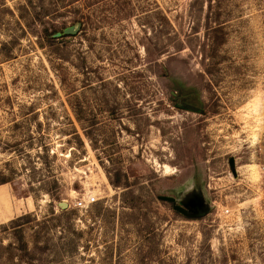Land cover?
Here are the masks:
<instances>
[{"label":"rangeland","instance_id":"374dc122","mask_svg":"<svg viewBox=\"0 0 264 264\" xmlns=\"http://www.w3.org/2000/svg\"><path fill=\"white\" fill-rule=\"evenodd\" d=\"M0 264H264V0H0Z\"/></svg>","mask_w":264,"mask_h":264},{"label":"trees","instance_id":"16d2710c","mask_svg":"<svg viewBox=\"0 0 264 264\" xmlns=\"http://www.w3.org/2000/svg\"><path fill=\"white\" fill-rule=\"evenodd\" d=\"M66 28H68V27H64V29H63V31L66 29ZM44 31H45V39L47 40V42L48 43H53V42H56V38H51V36H53L55 33H57V31H54V32H49V29L48 28H44ZM61 32V31H60ZM63 33V32H62ZM65 36H71V35H65ZM118 185V184H117ZM61 211H63L62 209H60ZM175 210V209H174ZM64 212V211H63ZM175 212L176 213H178V214H181L180 212H178L177 210H175ZM20 220H22V219H20ZM19 222H15V224H18ZM18 226V225H17ZM19 227V226H18ZM148 227V226H147ZM146 227V228H147ZM22 230H21V228H18V229H16V232H15V236H16V238H19V241H21V239H22ZM149 240H151V239H149ZM149 240H147V242H148V246H147V248L144 250V252H145V254H146V256H147V258H150L151 259V257H153L154 256V253H155V245L151 242V241H149Z\"/></svg>","mask_w":264,"mask_h":264},{"label":"water","instance_id":"95a60500","mask_svg":"<svg viewBox=\"0 0 264 264\" xmlns=\"http://www.w3.org/2000/svg\"><path fill=\"white\" fill-rule=\"evenodd\" d=\"M76 32H75V30H74V28L73 27H68V28H66L64 31H63V33H59V34H57L56 36H54V38H57V37H59V36H62V35H74ZM60 208L62 209V210H64V209H66V207H67V204L66 203H62V204H60ZM175 210H177L178 212H180V213H185V210L182 208V207H179V206H176L175 207Z\"/></svg>","mask_w":264,"mask_h":264}]
</instances>
